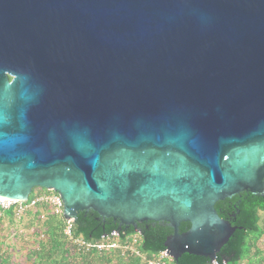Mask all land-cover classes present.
Returning <instances> with one entry per match:
<instances>
[{
    "label": "water",
    "instance_id": "water-1",
    "mask_svg": "<svg viewBox=\"0 0 264 264\" xmlns=\"http://www.w3.org/2000/svg\"><path fill=\"white\" fill-rule=\"evenodd\" d=\"M34 188L227 264L215 204L264 197V0H0V197Z\"/></svg>",
    "mask_w": 264,
    "mask_h": 264
},
{
    "label": "trees",
    "instance_id": "trees-1",
    "mask_svg": "<svg viewBox=\"0 0 264 264\" xmlns=\"http://www.w3.org/2000/svg\"><path fill=\"white\" fill-rule=\"evenodd\" d=\"M57 194L43 188H34L28 199L17 204L0 208V226L8 230L0 233V264H146L145 259L153 258L165 249L166 238L172 229L162 222L137 224V233L132 226L119 227L111 218L102 219L96 212L81 211L72 222V238H80L91 244H107L106 248L81 249L69 239L64 228L66 220L55 211V206L45 198ZM32 200L34 205L28 206ZM218 215L231 222L234 232L221 248L216 261L227 264H264V248L259 246L264 237V197L242 192L215 204ZM190 227L181 223L179 232ZM113 231L118 247L110 248ZM10 239V241H5ZM7 242V243H6ZM130 248L134 249V252ZM19 257L15 258V255ZM173 264H210L207 257L183 254Z\"/></svg>",
    "mask_w": 264,
    "mask_h": 264
},
{
    "label": "built area",
    "instance_id": "built-area-1",
    "mask_svg": "<svg viewBox=\"0 0 264 264\" xmlns=\"http://www.w3.org/2000/svg\"><path fill=\"white\" fill-rule=\"evenodd\" d=\"M45 199L50 201L55 206V211L57 213L63 215V202H62V200L58 194H53V195L47 196ZM36 201L37 200H32L28 206L30 207V206L34 205ZM22 202H24V201H13V200H1L0 199V208H8L10 205L17 204L18 208L21 210L22 207L23 208L27 207V206H23ZM65 220H66V225L64 228L65 235L69 239L74 241L81 249L86 250V249H89L91 247H93V248L96 247L98 250H102V249L107 247L106 246L107 244L105 245L103 243H100V244L95 245V244H91V243H89L83 239H80V238H75V239L72 238L71 226H72V222L74 220L73 219H65ZM117 236H118V234H116V231H113L112 234H110V236H108V237L104 236V239H106V240L108 238L114 239V240H112V243L109 244L110 248L118 247L117 241L115 240L117 238ZM129 249L134 252V249H132L130 247H129ZM145 263L146 264H173V259L165 250H162V251L158 252L157 255L154 256L153 258L145 259Z\"/></svg>",
    "mask_w": 264,
    "mask_h": 264
},
{
    "label": "rangeland",
    "instance_id": "rangeland-1",
    "mask_svg": "<svg viewBox=\"0 0 264 264\" xmlns=\"http://www.w3.org/2000/svg\"><path fill=\"white\" fill-rule=\"evenodd\" d=\"M260 215H261L262 219H264V212H263V213L261 212ZM7 231H8V230H2V229H1V226H0V233H1V235L4 236L5 232H7ZM5 241L8 242V241H10V239H7V240L5 239ZM7 242H6V243H7ZM259 246H261L262 248H264V237L262 238V240H260V242H259ZM16 257L18 258V257H19V254L15 255V258H16ZM263 258H264V256H263Z\"/></svg>",
    "mask_w": 264,
    "mask_h": 264
},
{
    "label": "bare ground",
    "instance_id": "bare-ground-1",
    "mask_svg": "<svg viewBox=\"0 0 264 264\" xmlns=\"http://www.w3.org/2000/svg\"><path fill=\"white\" fill-rule=\"evenodd\" d=\"M1 200H10L8 198H5V197H0Z\"/></svg>",
    "mask_w": 264,
    "mask_h": 264
},
{
    "label": "clouds",
    "instance_id": "clouds-1",
    "mask_svg": "<svg viewBox=\"0 0 264 264\" xmlns=\"http://www.w3.org/2000/svg\"><path fill=\"white\" fill-rule=\"evenodd\" d=\"M137 232V231H136ZM137 233H139V232H137ZM174 261V260H173Z\"/></svg>",
    "mask_w": 264,
    "mask_h": 264
},
{
    "label": "flooded vegetation",
    "instance_id": "flooded-vegetation-1",
    "mask_svg": "<svg viewBox=\"0 0 264 264\" xmlns=\"http://www.w3.org/2000/svg\"><path fill=\"white\" fill-rule=\"evenodd\" d=\"M11 79V78H10Z\"/></svg>",
    "mask_w": 264,
    "mask_h": 264
}]
</instances>
